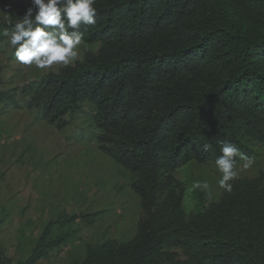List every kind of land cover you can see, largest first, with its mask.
<instances>
[{"label": "trees", "instance_id": "obj_1", "mask_svg": "<svg viewBox=\"0 0 264 264\" xmlns=\"http://www.w3.org/2000/svg\"><path fill=\"white\" fill-rule=\"evenodd\" d=\"M31 0H0L11 28ZM81 25V60L29 87V106L57 127L85 102L101 150L134 178L144 214L125 242L89 244L77 264H264V171L231 181L217 201L188 211L174 172L215 161L220 142L264 144V0H96ZM10 98L0 93V102ZM211 145L208 151L203 145ZM48 223L30 256L37 264L70 234Z\"/></svg>", "mask_w": 264, "mask_h": 264}, {"label": "rangeland", "instance_id": "obj_2", "mask_svg": "<svg viewBox=\"0 0 264 264\" xmlns=\"http://www.w3.org/2000/svg\"><path fill=\"white\" fill-rule=\"evenodd\" d=\"M11 11H0V23L9 20ZM99 47L82 40L71 64ZM14 51L0 36V93L10 96L0 102V246L14 263L24 261L48 223L64 220L52 237L68 233L70 238L37 264H77L89 244L131 240L144 214L141 198L132 187L131 173L100 149L92 104L85 102L70 112L65 126L50 124L39 109L29 106L27 92L64 65L44 70L22 65ZM247 149L254 163L243 169L244 161L237 158L238 178L264 171V144L248 142ZM174 175L184 183L188 211L221 196L214 161H191ZM197 181L211 185L214 199L209 201L193 187Z\"/></svg>", "mask_w": 264, "mask_h": 264}, {"label": "clouds", "instance_id": "obj_3", "mask_svg": "<svg viewBox=\"0 0 264 264\" xmlns=\"http://www.w3.org/2000/svg\"><path fill=\"white\" fill-rule=\"evenodd\" d=\"M22 17L9 29L0 31V36L14 51L19 64L47 69L54 64L67 66L79 56L78 47L83 40L81 25H95L96 0H31ZM211 145H203L206 152ZM220 155L214 165L220 177V189L231 193L238 178L237 158L244 161L243 169L252 167L254 160L243 153L235 143L220 142ZM206 193L207 199H214L212 187L207 181H197L193 185Z\"/></svg>", "mask_w": 264, "mask_h": 264}]
</instances>
